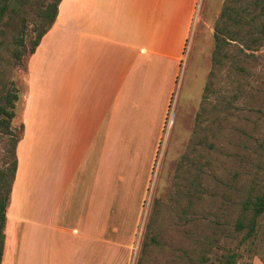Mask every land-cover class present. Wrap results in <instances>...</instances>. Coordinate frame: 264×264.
<instances>
[{
  "label": "rangeland",
  "instance_id": "rangeland-1",
  "mask_svg": "<svg viewBox=\"0 0 264 264\" xmlns=\"http://www.w3.org/2000/svg\"><path fill=\"white\" fill-rule=\"evenodd\" d=\"M54 1L0 0V104L15 113L13 119L0 115V172L13 163L22 137L24 95L37 98L27 111L30 127L57 126L61 94L68 104L64 115L80 113L82 126L81 82L93 50L87 39L84 55L72 57L71 33L51 27L33 58L36 66L42 60L45 71L38 68L31 88L24 82L26 60ZM253 1L236 7L251 4L253 13ZM226 2L109 0L98 17L97 4L90 14L79 3L86 30L138 46L128 49L126 100L112 116L107 241L94 243L87 264H264V211L255 216L264 195V40L252 49L240 41L225 43L215 61L216 26ZM260 3L253 35L243 29V40L262 36L257 29L264 26V0ZM70 20L65 19L69 27ZM102 45L104 52L111 49L114 67L124 56L123 45ZM59 69L69 81L63 91L61 81L56 85ZM11 93L18 94L13 109L7 104ZM77 118L65 117L58 127L70 129L74 122L77 127ZM89 118V128L105 127L104 120L93 121L94 127Z\"/></svg>",
  "mask_w": 264,
  "mask_h": 264
},
{
  "label": "crops",
  "instance_id": "crops-1",
  "mask_svg": "<svg viewBox=\"0 0 264 264\" xmlns=\"http://www.w3.org/2000/svg\"><path fill=\"white\" fill-rule=\"evenodd\" d=\"M81 1L85 2L90 14L91 6L98 5L94 17H98V13L103 16V8L109 2L72 0L71 6L61 11L66 2L62 0L51 30L60 28L71 33L74 39L72 57L84 55L83 38L88 40V48L93 49L88 53L87 80L81 82L86 89L83 92L82 126L78 119L80 113L74 115L71 112L76 117H72L70 112L64 115L62 110L67 112L68 104L62 100L61 94L56 99L59 110L56 111V120L59 124L52 128L30 127L27 111L33 108L37 98L32 100L31 95H24V123L22 137L16 146L17 170L6 210L2 264H67L70 261L75 264V258L77 264H87L88 251L94 243L106 244L107 241L106 231L112 216L114 170L112 116L114 112H119L122 101L126 100L128 49L137 51L138 46L131 40L122 43L107 37L106 33L86 30L85 24L80 22V15L85 14L84 8L79 7ZM70 16L71 27L68 21L65 22ZM101 22L100 26L106 25V19ZM44 36L26 60L24 82L29 81L27 86L30 88L32 79L39 73L38 68L45 71L44 65L41 66L42 60L38 66L33 63L34 56L43 46ZM58 39L63 40V35ZM106 41L124 47V56L117 62L118 66L114 64L113 67L111 49L102 51V44ZM131 65L137 67V61L131 59ZM40 80L44 81L42 76ZM67 82L59 69L56 85L58 83L63 91L69 87ZM70 87L77 86L74 83ZM48 116H45L46 120ZM68 116L72 120L78 117V126L75 127L74 122L70 129L58 127ZM87 116L92 126L96 127L93 121L104 120L105 127L102 128L99 123V128H89ZM108 241L111 244V240Z\"/></svg>",
  "mask_w": 264,
  "mask_h": 264
},
{
  "label": "trees",
  "instance_id": "trees-1",
  "mask_svg": "<svg viewBox=\"0 0 264 264\" xmlns=\"http://www.w3.org/2000/svg\"><path fill=\"white\" fill-rule=\"evenodd\" d=\"M62 0H55L54 4L49 5L45 11V17L48 18L47 25L40 31L38 37L35 39L34 46L32 47L30 53H34L36 47L40 44L42 37L47 33V31L52 27L53 23L58 14V7ZM242 0H227L224 5V8L221 12L219 22L216 26V52L213 56L215 61H219L218 54L221 53L225 43H231V41H240L244 42L246 47L252 49L257 44H260L264 38V26L261 25L257 29L259 30V35L256 38H252L251 40H243L240 37V32L243 29H246V34L253 35V31L251 30V22H254L256 17H259L261 14L257 13V7L260 6V2L262 0H254L253 1V13L252 6H242L237 8L238 2ZM261 13H264V5L262 7ZM253 15V19L251 20V16ZM238 25L239 31H235L231 26ZM23 54L19 53L18 57L21 58ZM11 98H8L7 104L12 109L14 108V101L18 99L17 93H11ZM0 115H6L9 119H13L15 116L14 110H9L8 107L2 106L0 104ZM19 140L16 142V146ZM16 146L14 148V161L11 166H8L6 170H2L0 172V264H2L3 253L5 249V229H6V210L9 203L10 193L12 190V184L14 182V177L17 170V158H16ZM264 211V195L259 199V202L256 204V213L257 217Z\"/></svg>",
  "mask_w": 264,
  "mask_h": 264
}]
</instances>
